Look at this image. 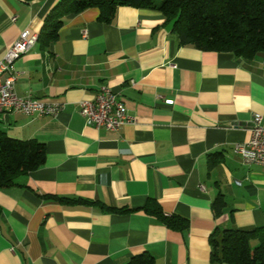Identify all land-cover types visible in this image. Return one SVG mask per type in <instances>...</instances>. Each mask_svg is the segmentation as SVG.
Segmentation results:
<instances>
[{"label": "crops", "instance_id": "0c3cea01", "mask_svg": "<svg viewBox=\"0 0 264 264\" xmlns=\"http://www.w3.org/2000/svg\"><path fill=\"white\" fill-rule=\"evenodd\" d=\"M58 1L0 0V58L20 31L38 35ZM63 20L54 42L36 40L13 63L17 95L64 107L0 115L7 136L45 145L39 167L0 188V264H124L143 252L154 264H225L210 260L215 228L264 227V167L232 152L264 113V52L246 60L180 45L160 12L131 6L109 22L96 8ZM101 84L133 123H84L77 104ZM149 201L187 226L167 227L142 210Z\"/></svg>", "mask_w": 264, "mask_h": 264}, {"label": "trees", "instance_id": "16d2710c", "mask_svg": "<svg viewBox=\"0 0 264 264\" xmlns=\"http://www.w3.org/2000/svg\"><path fill=\"white\" fill-rule=\"evenodd\" d=\"M119 6L160 12L180 45L226 52L246 60L264 52V0H59L45 16L37 40L42 47L54 42L68 15L96 8L98 19L109 22ZM44 158V143L11 138L0 128V188L14 185L17 177L39 167ZM53 199L87 203L82 199ZM224 207L223 196H216L211 203L215 216ZM105 209L119 210L107 206ZM142 210L171 229L187 226L183 218L163 215L155 202H147ZM208 241L212 263L264 264V227L215 228ZM124 264H154V258L143 252L131 256Z\"/></svg>", "mask_w": 264, "mask_h": 264}, {"label": "built area", "instance_id": "2783aa9c", "mask_svg": "<svg viewBox=\"0 0 264 264\" xmlns=\"http://www.w3.org/2000/svg\"><path fill=\"white\" fill-rule=\"evenodd\" d=\"M14 20V17L11 18ZM33 33L20 31L18 38L6 48L0 58V115L11 112L24 115H57L63 103L44 101L31 95L19 96L15 91L16 72L13 63L31 49ZM78 113L84 123L96 129L117 131L126 123H133L124 102L108 86L99 85L93 93L79 100ZM249 138L233 144V154L240 157L245 165L264 167V113H253L247 126Z\"/></svg>", "mask_w": 264, "mask_h": 264}, {"label": "bare ground", "instance_id": "6f19581e", "mask_svg": "<svg viewBox=\"0 0 264 264\" xmlns=\"http://www.w3.org/2000/svg\"><path fill=\"white\" fill-rule=\"evenodd\" d=\"M36 40H37V34L33 33L32 41H31V47H32L33 44L36 42Z\"/></svg>", "mask_w": 264, "mask_h": 264}]
</instances>
